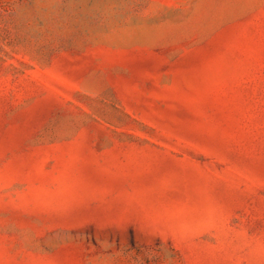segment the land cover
Masks as SVG:
<instances>
[{
	"label": "rangeland",
	"instance_id": "374dc122",
	"mask_svg": "<svg viewBox=\"0 0 264 264\" xmlns=\"http://www.w3.org/2000/svg\"><path fill=\"white\" fill-rule=\"evenodd\" d=\"M0 264H264V0H0Z\"/></svg>",
	"mask_w": 264,
	"mask_h": 264
}]
</instances>
